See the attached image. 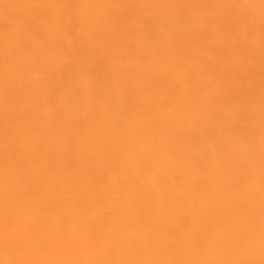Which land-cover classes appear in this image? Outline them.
<instances>
[{"label": "bare ground", "instance_id": "obj_1", "mask_svg": "<svg viewBox=\"0 0 264 264\" xmlns=\"http://www.w3.org/2000/svg\"><path fill=\"white\" fill-rule=\"evenodd\" d=\"M0 264H264V0H0Z\"/></svg>", "mask_w": 264, "mask_h": 264}]
</instances>
